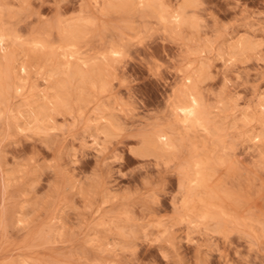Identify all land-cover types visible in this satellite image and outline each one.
Here are the masks:
<instances>
[{"label": "rangeland", "instance_id": "374dc122", "mask_svg": "<svg viewBox=\"0 0 264 264\" xmlns=\"http://www.w3.org/2000/svg\"><path fill=\"white\" fill-rule=\"evenodd\" d=\"M0 31V264H264V0H0Z\"/></svg>", "mask_w": 264, "mask_h": 264}, {"label": "bare ground", "instance_id": "6f19581e", "mask_svg": "<svg viewBox=\"0 0 264 264\" xmlns=\"http://www.w3.org/2000/svg\"><path fill=\"white\" fill-rule=\"evenodd\" d=\"M173 18L179 23L180 22V20H181V17H180V14H176V15H174L173 16ZM174 21V20H173ZM8 36V35H7ZM5 40H6V36H5V34H3V33H1V31H0V43L1 44H4V42H5ZM1 46V45H0ZM2 47V46H1ZM65 56H68L67 54H64ZM63 55V56H64ZM62 56V55H61ZM60 56V57H61ZM82 57V56H81ZM64 65H65V67L68 69H70L71 67V63H70V61H69V59H67V61L64 63ZM64 67V66H63ZM27 66H26V64H21V70H23L24 72L25 71H27ZM21 91V86H18L17 87V93L18 92H20ZM56 106L57 107V105L56 104H54L53 103V106ZM60 105H61V103H60ZM59 105V106H60ZM41 111V110H40ZM183 113H184V120L186 121V120H188V121H191V122H197V121H199V119H200V117H199V115H198V111H197V109H196V106H192V105H189V106H184L183 107ZM36 115H38V114H36ZM40 118V117H39ZM44 119V118H43ZM40 120V119H39ZM183 120V121H184ZM43 122H44V120H43ZM40 124V123H39ZM195 123H193V125H194ZM184 125V124H183ZM165 144V146L167 145L168 147L170 146V144H169V142H165L164 143ZM194 182V181H193Z\"/></svg>", "mask_w": 264, "mask_h": 264}]
</instances>
